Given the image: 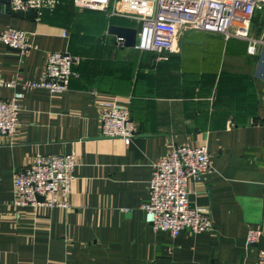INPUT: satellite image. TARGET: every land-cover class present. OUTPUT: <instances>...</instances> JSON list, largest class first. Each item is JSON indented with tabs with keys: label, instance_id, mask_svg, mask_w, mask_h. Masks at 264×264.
Masks as SVG:
<instances>
[{
	"label": "crops",
	"instance_id": "0c3cea01",
	"mask_svg": "<svg viewBox=\"0 0 264 264\" xmlns=\"http://www.w3.org/2000/svg\"><path fill=\"white\" fill-rule=\"evenodd\" d=\"M1 5L0 33L20 30L32 46L21 60L0 43V80L18 84L0 87L1 100L40 80L51 52L81 62L64 93L23 90L17 133L0 138V264H254L249 231L261 230L264 249V8L248 27L249 40L262 42L255 55L249 40L181 31L158 57L120 47L108 26L136 22L109 11L72 3L78 20L90 12L106 22L73 40L76 27L52 16L59 4L39 21ZM108 103L129 111L137 134L128 146L100 136ZM173 146L207 148L214 171L189 179L188 193L191 209L210 212V232L171 238L145 222L148 182ZM68 154L77 162L70 208L12 205L17 171L38 156Z\"/></svg>",
	"mask_w": 264,
	"mask_h": 264
},
{
	"label": "built area",
	"instance_id": "2783aa9c",
	"mask_svg": "<svg viewBox=\"0 0 264 264\" xmlns=\"http://www.w3.org/2000/svg\"><path fill=\"white\" fill-rule=\"evenodd\" d=\"M81 10L109 11L118 16L142 23L143 32L137 35L135 49L151 52L160 57L170 53L179 32L200 31L223 35L226 39L249 40L250 19L264 8V0H72ZM11 12H34L39 21L44 12L51 13L58 0H8ZM2 5L0 1V12ZM62 36L67 37L66 32ZM247 53L255 55L257 44L249 40ZM119 46L123 42L118 40ZM0 43L17 50L22 60L32 48L27 35L16 29L0 33ZM80 57L66 52L47 54L41 78L19 84L23 90L44 89L52 94L68 90L69 82L78 78L74 71ZM16 82L0 80V87L14 88ZM18 91L10 99H0V138L10 140L18 129L23 92ZM100 136L118 139L128 146L137 131L126 107L116 103L104 104L100 111ZM77 165L74 154L38 156L17 171L13 179L14 198L17 208L45 207L66 210L71 207V186L75 181ZM210 156L205 146L191 148L173 146L155 165L148 182L149 203L144 207L145 222L153 231H160L176 238L189 231L202 234L213 229L210 212L190 208L188 180H202L213 173ZM42 198L43 201H38ZM261 230L247 234L246 245L256 247L254 264H264V249L259 248Z\"/></svg>",
	"mask_w": 264,
	"mask_h": 264
},
{
	"label": "trees",
	"instance_id": "16d2710c",
	"mask_svg": "<svg viewBox=\"0 0 264 264\" xmlns=\"http://www.w3.org/2000/svg\"><path fill=\"white\" fill-rule=\"evenodd\" d=\"M70 2V1H69ZM67 0L59 1L58 8L53 12L54 20L61 22L63 24L69 23L71 26L74 25L76 28L71 32V39L76 40V38L84 39V36H92L94 33L103 32L105 28V19H91V20H82L77 19V15L74 12L72 5L69 4ZM34 16L36 14L32 12ZM44 13L42 15H46ZM51 16V15H49ZM79 30L83 32H78ZM79 33H83L82 37L79 36ZM101 34V33H100ZM84 35V36H83ZM72 45V44H71ZM73 47V46H72ZM77 54H80L78 51Z\"/></svg>",
	"mask_w": 264,
	"mask_h": 264
},
{
	"label": "water",
	"instance_id": "95a60500",
	"mask_svg": "<svg viewBox=\"0 0 264 264\" xmlns=\"http://www.w3.org/2000/svg\"><path fill=\"white\" fill-rule=\"evenodd\" d=\"M8 0H1L2 3ZM142 23L138 22L135 27H121L110 25L107 28V34L116 37L123 42L124 48L134 49L136 44L137 35L142 33ZM13 50V49H12ZM17 51V50H13ZM38 201H43L42 198H38ZM194 206L190 204V208ZM251 248V246H248Z\"/></svg>",
	"mask_w": 264,
	"mask_h": 264
},
{
	"label": "rangeland",
	"instance_id": "374dc122",
	"mask_svg": "<svg viewBox=\"0 0 264 264\" xmlns=\"http://www.w3.org/2000/svg\"><path fill=\"white\" fill-rule=\"evenodd\" d=\"M69 4L72 5L71 0H70ZM72 7H73V5H72ZM82 17H83V19H86V20L96 19L95 14H91L90 12H87ZM136 23H135V25H136ZM253 25H254V21L251 22V27L252 28H253Z\"/></svg>",
	"mask_w": 264,
	"mask_h": 264
}]
</instances>
